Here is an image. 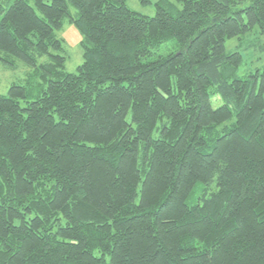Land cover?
I'll return each mask as SVG.
<instances>
[{"label": "trees", "instance_id": "trees-1", "mask_svg": "<svg viewBox=\"0 0 264 264\" xmlns=\"http://www.w3.org/2000/svg\"><path fill=\"white\" fill-rule=\"evenodd\" d=\"M254 30L264 0H159L153 17L0 0V62L42 80L0 94V264H264V75L225 51Z\"/></svg>", "mask_w": 264, "mask_h": 264}, {"label": "rangeland", "instance_id": "rangeland-1", "mask_svg": "<svg viewBox=\"0 0 264 264\" xmlns=\"http://www.w3.org/2000/svg\"><path fill=\"white\" fill-rule=\"evenodd\" d=\"M158 1L147 0L146 3H142L141 0H125V5L133 12L153 17L155 15V4ZM67 7L69 16L76 18L77 10L69 2H67ZM54 33L63 42L64 56L66 58L64 71L70 74H77L78 67L82 63L81 35L79 30L73 23L69 22V17H66L62 27ZM262 46H264V41L256 30L225 40V51L227 54L237 52L242 56L241 64L236 71L238 77L242 78L258 74V82H260L261 77L264 75V49H262ZM159 53L164 54V51H160ZM44 60V58H40L36 61V64L38 65L44 62ZM34 69L30 65L16 59L13 61L12 66L0 62V94L6 95L12 84L29 88L28 83L33 86L42 83L40 78L34 76ZM214 103L215 100L213 101V106H217ZM198 195L199 187L195 188L187 203L189 205L194 204L197 201Z\"/></svg>", "mask_w": 264, "mask_h": 264}]
</instances>
